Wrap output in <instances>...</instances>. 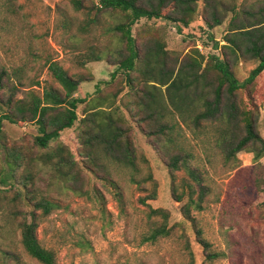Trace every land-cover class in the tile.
I'll return each mask as SVG.
<instances>
[{"label": "rangeland", "instance_id": "374dc122", "mask_svg": "<svg viewBox=\"0 0 264 264\" xmlns=\"http://www.w3.org/2000/svg\"><path fill=\"white\" fill-rule=\"evenodd\" d=\"M254 1L234 0L237 6ZM90 2L96 0H82V9L77 11L70 0H0V67L20 70L22 86L16 99L31 91L41 94L46 87L60 90L48 73L49 62H58L74 79H84L81 91L75 94L77 98L92 96L99 82L110 80L116 68L107 59L119 48L110 29L120 18L97 14L96 23H88ZM198 8L200 14L202 1ZM93 17L91 12L89 18ZM229 19L227 15L221 25L208 31L199 15L181 30L162 19H141L132 27V34L142 32L146 38L150 28L160 30L166 50L181 60L192 57L195 48L204 56L219 55L220 50L213 44H224ZM92 47L101 55V61L78 66V54ZM256 64L254 60L239 59L233 67L235 78L243 82ZM233 99L239 111L252 112L255 129L264 140V72L237 90ZM83 108L84 105L77 108L79 118ZM77 129L78 122L61 133L62 142L72 153ZM2 132L6 145L0 148V264H39L21 245L19 224L30 223L33 218L30 208L17 199L18 191L22 193L24 189L10 178L6 164V148L21 144L32 148L36 126L4 121ZM181 133L183 148L195 155L192 165L205 173L211 189L203 211L191 212L192 220L182 218L183 202L177 203L171 197L165 162L138 129H134L133 138L136 155L147 161L139 164V185L129 181V170L108 165L118 189L102 180V176L83 169L86 194H74L51 176L49 167L35 159L31 167L33 178L27 184L32 182L57 207L38 222L36 212L34 234L42 247L54 253L56 264H264V157L255 162L251 153L242 151L237 153V161L226 163L210 136L208 139L200 134L194 138L184 127ZM25 168L26 165L19 168L18 174L24 175ZM148 174L157 190L156 199L147 201L146 206L138 198L149 192L151 182H144ZM181 177L186 176L181 173ZM148 207L164 209L169 214V235L153 244L141 242L142 236L160 222L159 218H148ZM197 231L208 243V252L216 255L212 261L206 260Z\"/></svg>", "mask_w": 264, "mask_h": 264}, {"label": "trees", "instance_id": "16d2710c", "mask_svg": "<svg viewBox=\"0 0 264 264\" xmlns=\"http://www.w3.org/2000/svg\"><path fill=\"white\" fill-rule=\"evenodd\" d=\"M199 1H202L200 14ZM70 3L77 11L82 9V0H70ZM90 3L86 13L88 23L95 24L97 14L120 18L110 29L119 48L107 59L116 69L108 82L95 86L92 96L75 97L84 79L69 76L54 61L48 63L47 70L60 90L46 87L41 94L31 91L16 99L22 86L21 72L0 67V148L6 145L2 139L4 121L31 124L37 130L32 148L22 144L6 148L9 151L6 164L10 178L24 189L22 193L18 191L17 199L30 208L33 218L30 223L19 224L21 245L39 264H56V260L54 253L42 247L35 237V214L38 222L56 209L57 204L38 187L36 190L32 182L27 184L33 178L31 167L35 159L49 167L51 176L57 177L74 194H86L83 169L102 176V180L118 189L107 170L108 165L129 170V181L139 185V164L147 161L136 155L133 138L134 129H138L165 162L171 197L177 203L183 202L182 218L192 220L191 212L203 211L211 189L205 173L192 165L195 155L182 146V127L194 138L200 134L208 139L210 136L226 163L231 159L237 161L236 155L242 151L251 153L255 162L264 157V140L255 129V117L250 111H239L233 99L237 90L250 85L264 72V3L257 0L238 6L234 0H96ZM91 12H94L93 18H89ZM198 15L207 31L221 25L229 15L224 44L219 47L217 42L213 44L220 50L219 55L204 56L195 48L192 57L181 60L166 50L160 30L150 28L146 38L142 32L132 34V27L141 19H162L181 30ZM239 59L257 62L243 82L233 73ZM95 61H101V55L92 47L78 54L76 64L83 67ZM111 86L114 88L104 92ZM79 105H84L81 118L77 112ZM76 122V148L72 153L62 142L61 133L74 127ZM24 165L26 173L18 174ZM181 173L186 177L179 178ZM147 181L151 182L149 192L138 198L146 206L147 201L156 199L157 190L151 174L144 178ZM95 196L98 197L97 191ZM148 209V218H159L160 222L142 236L141 242L153 244L169 235L166 227L169 214L160 208ZM197 235L206 260L212 261L216 255L208 252V243L200 238V231Z\"/></svg>", "mask_w": 264, "mask_h": 264}]
</instances>
